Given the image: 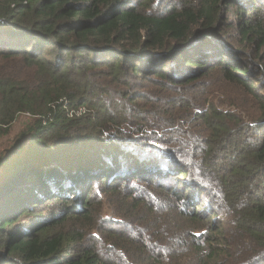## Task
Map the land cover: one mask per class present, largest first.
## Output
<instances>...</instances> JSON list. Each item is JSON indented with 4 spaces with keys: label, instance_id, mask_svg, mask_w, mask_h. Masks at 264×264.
I'll return each mask as SVG.
<instances>
[{
    "label": "trees",
    "instance_id": "1",
    "mask_svg": "<svg viewBox=\"0 0 264 264\" xmlns=\"http://www.w3.org/2000/svg\"><path fill=\"white\" fill-rule=\"evenodd\" d=\"M262 91L264 0H0V264H264Z\"/></svg>",
    "mask_w": 264,
    "mask_h": 264
},
{
    "label": "rangeland",
    "instance_id": "2",
    "mask_svg": "<svg viewBox=\"0 0 264 264\" xmlns=\"http://www.w3.org/2000/svg\"><path fill=\"white\" fill-rule=\"evenodd\" d=\"M174 67H171V70H173ZM183 69H188V68H183ZM220 74L217 72H214V73H211L209 75L208 78L206 79H221L220 78ZM221 84H217V85H213L211 90H213V93L211 94V98L216 102V100L218 101H224L226 99H228L229 97H235L237 95H239V91L238 89L236 88H233L232 86L230 85H227L226 83L224 82H220ZM220 89V90H218ZM258 92V89L255 90V93ZM260 95H264V91L260 92ZM27 118L28 116L26 114H20L18 115V117L16 118V120L13 122V124L11 125V128L8 132V134L2 136L0 138V153L5 150L6 148H8L10 146V144L12 143V141L16 138V136L19 134V132L24 128V124L26 123L27 121ZM143 169V171L141 170ZM41 170V169H40ZM39 170V172H40ZM157 170H159V166L158 165H155V164H150L148 166H146L145 168H130L128 169L127 171V174H133V175H136V176H143L144 174H148V173H151V172H156ZM163 173H170L171 177L172 178H176L174 176V173L173 171H171L170 169H168L167 171L168 172H165L166 170L164 168L161 169ZM42 172V171H41ZM125 172V171H124ZM147 172V173H145ZM61 175L64 174L63 171L59 172ZM115 175L117 176H122L123 175V172H118L117 170L114 172ZM162 174V173H160ZM43 175V174H41ZM100 175L98 172H95V173H92V174H88V175H85L81 178V183L79 184L80 186L79 187H83L87 181H90L91 177L93 176H98ZM64 177V176H63ZM62 179H60L59 181V177H58V174L57 176H55L53 178V184L50 188H48L47 190H40V194L39 192H36L35 194H33L32 198L31 199H34V198H42V197H46L47 193H56L58 192V190H56V188H54L53 186H60L63 185L62 187L63 188H69V185L67 183H69V181H64L62 183ZM165 184H169V183H172L170 181H165L164 182ZM31 184V183H30ZM78 184V183H75V185ZM172 185V184H171ZM29 186V183L25 182V178L22 179V184H18V185H15L13 186L11 189H5L4 190V197H3V200L4 203H5V206H8L11 201H14V199L20 195V191H21V187L24 189H26V187ZM175 186V185H174ZM178 184L176 183V186L177 187ZM11 195H8L9 193H11ZM40 195V196H38ZM199 203V201L197 202ZM201 205V204H200ZM125 207H120L119 205H116L115 202L114 203H108V202H105L104 203V211L105 213H108V214H113V215H118V211H122V213L124 212L123 210ZM117 211V212H116ZM52 214V213H50ZM10 228V227H8Z\"/></svg>",
    "mask_w": 264,
    "mask_h": 264
},
{
    "label": "built area",
    "instance_id": "3",
    "mask_svg": "<svg viewBox=\"0 0 264 264\" xmlns=\"http://www.w3.org/2000/svg\"><path fill=\"white\" fill-rule=\"evenodd\" d=\"M75 111H76L77 115H79V114L84 113L86 110H85V108L81 107V108H79L78 110H75Z\"/></svg>",
    "mask_w": 264,
    "mask_h": 264
}]
</instances>
